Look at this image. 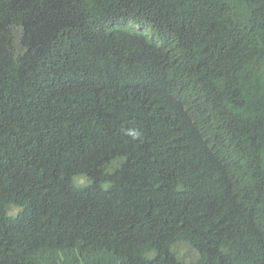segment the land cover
<instances>
[{
  "label": "trees",
  "instance_id": "obj_1",
  "mask_svg": "<svg viewBox=\"0 0 264 264\" xmlns=\"http://www.w3.org/2000/svg\"><path fill=\"white\" fill-rule=\"evenodd\" d=\"M0 264H264V0H0Z\"/></svg>",
  "mask_w": 264,
  "mask_h": 264
}]
</instances>
